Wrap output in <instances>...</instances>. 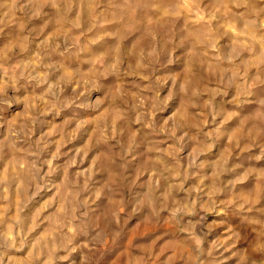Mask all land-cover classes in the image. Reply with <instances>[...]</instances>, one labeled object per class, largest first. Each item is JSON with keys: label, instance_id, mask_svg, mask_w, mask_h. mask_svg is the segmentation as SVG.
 <instances>
[{"label": "rangeland", "instance_id": "374dc122", "mask_svg": "<svg viewBox=\"0 0 264 264\" xmlns=\"http://www.w3.org/2000/svg\"><path fill=\"white\" fill-rule=\"evenodd\" d=\"M0 264H264V0H0Z\"/></svg>", "mask_w": 264, "mask_h": 264}]
</instances>
